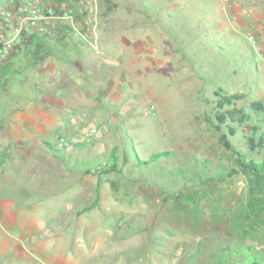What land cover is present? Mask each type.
<instances>
[{
    "label": "rangeland",
    "instance_id": "obj_1",
    "mask_svg": "<svg viewBox=\"0 0 264 264\" xmlns=\"http://www.w3.org/2000/svg\"><path fill=\"white\" fill-rule=\"evenodd\" d=\"M31 2L79 32L94 14L97 49L59 21L0 63V264L264 257V179L237 169L219 137L245 153L243 143L215 118L231 108L218 107L223 96L264 107V29L249 1L0 0V23ZM59 114L68 125L57 129ZM61 138L71 148L56 156L46 142ZM161 151L173 153L161 168L133 165ZM113 157L117 171L88 172Z\"/></svg>",
    "mask_w": 264,
    "mask_h": 264
},
{
    "label": "trees",
    "instance_id": "obj_2",
    "mask_svg": "<svg viewBox=\"0 0 264 264\" xmlns=\"http://www.w3.org/2000/svg\"><path fill=\"white\" fill-rule=\"evenodd\" d=\"M37 38L36 35H29L27 37L21 36L18 44L13 49H19L21 47L30 48L33 45V41ZM33 55L38 56L41 50L44 48V43H39L35 47ZM13 51L10 52L7 58H12L14 56ZM218 107L222 108L225 106H231L230 109L226 110L224 113H219L215 116L219 125H223L226 129L228 136H236L238 141L243 143V148L246 150L242 153L237 149V147L227 138L224 133H221L219 137L220 143L224 148L229 150L232 154L236 156L235 162L237 169L243 174L254 178V179H264V159H259L255 161L253 156H260L264 150V107L260 100H256L250 103L248 111L243 109H235L233 100L236 96H223L219 97ZM246 124V125H245ZM247 126L249 134L247 136L243 135L239 131L240 127ZM217 130H220L219 126H216ZM239 133L242 135L239 136ZM47 146L54 155L58 156L64 155L66 148H59L57 145H51L47 143ZM70 151H68L69 153ZM133 153H135L133 151ZM171 151H161L157 153H151L146 159H139L136 154L133 157L134 166L141 170H157V167L161 168V162L165 159L172 158ZM6 156L8 153L3 152L0 158V166L5 163ZM252 156V157H250ZM62 158V157H61ZM129 158L126 156L122 157V163L126 164ZM118 170V163L116 157H113L109 161L102 162L101 164H96L91 169H88L89 173L93 175H103ZM243 251L250 253L249 249L246 247ZM248 264H264V257L262 256H249Z\"/></svg>",
    "mask_w": 264,
    "mask_h": 264
},
{
    "label": "built area",
    "instance_id": "obj_3",
    "mask_svg": "<svg viewBox=\"0 0 264 264\" xmlns=\"http://www.w3.org/2000/svg\"><path fill=\"white\" fill-rule=\"evenodd\" d=\"M223 4H236L239 2H247L251 0H218ZM85 31L77 29L75 23H73L72 17L66 13L62 15H43L40 8L34 3H22L14 11L6 12L2 16V22L0 23V63L7 59L10 52L13 51L18 44L21 37V33L34 34L38 37H42L45 34H49V28L55 27L59 21L65 22L67 29L71 31L74 36L80 37L84 41L91 39L89 45L93 49H97V43L95 38L92 40V33L95 32L96 23L94 14H85ZM96 134L95 128H89L86 134V141L89 142V138ZM64 148L69 150L71 148L70 142H65L64 138H61ZM2 150H0L1 158ZM162 264H169L163 262Z\"/></svg>",
    "mask_w": 264,
    "mask_h": 264
},
{
    "label": "crops",
    "instance_id": "obj_4",
    "mask_svg": "<svg viewBox=\"0 0 264 264\" xmlns=\"http://www.w3.org/2000/svg\"><path fill=\"white\" fill-rule=\"evenodd\" d=\"M249 4H251V7H250V9H248V12L249 13H251L253 11L257 12L255 18H256V20H261L260 24L257 25V27L264 29V0H251V1H249ZM233 5H235V4H233ZM238 7L239 6H237V8ZM54 122L57 125L56 126L57 129L60 126H62L64 128L68 125V118L66 116H63V114H59L58 118L54 119ZM50 135L51 134H49V136ZM46 143H48V141Z\"/></svg>",
    "mask_w": 264,
    "mask_h": 264
}]
</instances>
